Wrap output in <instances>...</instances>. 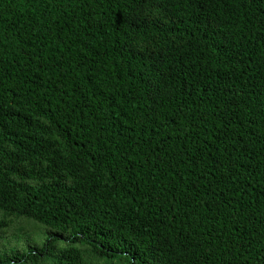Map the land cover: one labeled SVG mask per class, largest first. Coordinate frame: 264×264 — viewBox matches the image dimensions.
Masks as SVG:
<instances>
[{
    "label": "trees",
    "instance_id": "trees-1",
    "mask_svg": "<svg viewBox=\"0 0 264 264\" xmlns=\"http://www.w3.org/2000/svg\"><path fill=\"white\" fill-rule=\"evenodd\" d=\"M0 264H264V0H0Z\"/></svg>",
    "mask_w": 264,
    "mask_h": 264
}]
</instances>
